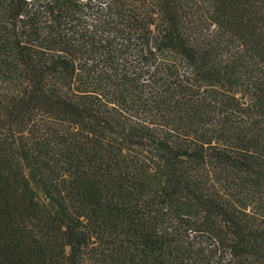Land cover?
<instances>
[{
  "label": "trees",
  "instance_id": "1",
  "mask_svg": "<svg viewBox=\"0 0 264 264\" xmlns=\"http://www.w3.org/2000/svg\"><path fill=\"white\" fill-rule=\"evenodd\" d=\"M0 264H264V0H0Z\"/></svg>",
  "mask_w": 264,
  "mask_h": 264
}]
</instances>
